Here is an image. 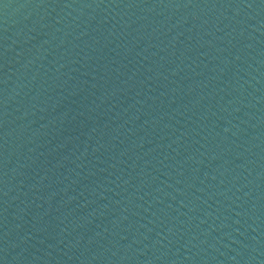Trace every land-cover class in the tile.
I'll return each instance as SVG.
<instances>
[{
  "label": "water",
  "instance_id": "95a60500",
  "mask_svg": "<svg viewBox=\"0 0 264 264\" xmlns=\"http://www.w3.org/2000/svg\"><path fill=\"white\" fill-rule=\"evenodd\" d=\"M0 264H264V0H0Z\"/></svg>",
  "mask_w": 264,
  "mask_h": 264
}]
</instances>
